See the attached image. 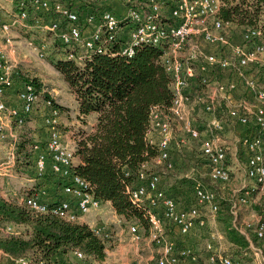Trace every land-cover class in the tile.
Returning a JSON list of instances; mask_svg holds the SVG:
<instances>
[{"label": "built area", "instance_id": "obj_1", "mask_svg": "<svg viewBox=\"0 0 264 264\" xmlns=\"http://www.w3.org/2000/svg\"><path fill=\"white\" fill-rule=\"evenodd\" d=\"M97 1L108 5L110 0ZM224 5V0H140L136 6H125L121 15L107 9L97 16L93 11L80 13L77 8L57 0H18V12L8 18L0 10V179L16 177L19 135L9 131V126L16 123L23 128L27 119L38 112L40 96L44 93L33 82L20 79L18 64L9 58V53L15 54L25 47L34 57L43 59L46 47L34 40L17 44L14 30L32 29L33 23L37 24L69 47L67 59L80 66L94 54L132 58L141 45L162 47V64L173 81L174 101L168 112L160 107L151 110L147 142L159 150L153 161L169 170L175 168L171 148L173 127L182 124L189 138L199 145L198 160L205 166L208 181L227 185L232 180L234 157L219 132L222 133L230 121L248 127L250 132L237 140L236 159L244 158L249 184L240 190L243 194L231 209L234 226L246 235L237 224L238 206L248 205L256 195L264 207V87L263 79L252 74L257 68H262L264 74L263 33L260 29H248L240 36L238 44L233 43L232 27L219 19ZM32 13L42 16L32 18ZM62 22H66L65 27ZM224 74L228 77L220 79ZM239 86L250 96L249 100L233 101ZM53 103L52 99H47L40 107L47 136L32 142L33 172L35 176L44 177L50 165L52 175L62 183L69 198L50 203L43 199L46 191H41L17 202L35 214H51L70 223L89 225L85 217L98 211L103 203L93 194L90 183L74 173L79 139L64 140L59 129L60 111ZM221 111L226 120L217 117ZM196 127L210 130L204 135ZM197 175L196 164L185 175L194 182L191 206L169 195L162 175L150 171L148 164L140 171L141 184L128 189L133 203L146 209L150 239L161 250L156 264H183L186 260L197 263L199 259L193 246L185 245L176 252V243L166 236L167 226H172L182 237H188L217 223L222 208L218 194ZM90 225L96 235L111 237L106 225ZM246 228L264 242V210L257 221L248 223ZM129 233L133 242L142 241L137 226L131 227ZM209 236L205 247L207 263L236 264L222 245L216 243L223 240L220 233L215 230ZM252 251L254 264H264V250L253 247ZM76 256L80 260L85 258L80 252H76ZM14 264L37 263L30 258H19L14 259Z\"/></svg>", "mask_w": 264, "mask_h": 264}, {"label": "trees", "instance_id": "obj_2", "mask_svg": "<svg viewBox=\"0 0 264 264\" xmlns=\"http://www.w3.org/2000/svg\"><path fill=\"white\" fill-rule=\"evenodd\" d=\"M57 1L77 8L80 13L93 11L97 16L103 10L111 9L97 0ZM121 1L129 7L136 6L140 0ZM224 4L219 19L232 27V36H241L248 29H260L264 44V0H224ZM18 10L17 6L16 12ZM65 26L66 22H62V27ZM61 45L62 51L64 48L66 50L62 57L53 61L55 68L75 95L80 116L87 118L91 114L97 115L94 130L81 134L79 138L78 161L74 163L73 171L90 183L98 200L103 204L111 203L120 219L134 220L150 230L146 209L133 203L128 189L141 184L139 176L144 165L148 164L150 171L156 165L153 160L159 150L147 142L152 108L160 107L168 112L174 101L173 81L162 64L164 49L141 45L132 58L120 54H94L80 66L67 59L70 48ZM115 45L119 47V44ZM24 81L33 82L40 90L39 81L30 77ZM14 126L22 131L16 150L15 175L37 180L47 178L46 175L40 177L31 173L34 166L33 141L28 143L23 135L27 133L26 130L16 123ZM185 160L182 164H176L173 170L156 166L168 174L174 172L176 182L166 191L191 206L194 204V182L185 178L189 171L177 175L179 168L191 161ZM190 165L192 168L193 165ZM18 171L25 173L18 174ZM38 188L35 186L32 189L35 193L27 190V195L40 193ZM230 204L229 201L222 205L220 203L219 230L228 240L230 255L236 264H253L250 241L234 226ZM6 224L14 225L8 226L12 228L11 231H8V227L2 228ZM0 225V251L6 255L1 264H14V259L19 258H30L37 264H79L76 252L83 253L84 259L90 263L102 264L112 247L110 238L96 235L87 224L70 223L51 214H35L25 205L2 197ZM251 231L254 244L264 247V242L259 241L255 232ZM184 243L185 240L176 243V252L182 249Z\"/></svg>", "mask_w": 264, "mask_h": 264}, {"label": "rangeland", "instance_id": "obj_3", "mask_svg": "<svg viewBox=\"0 0 264 264\" xmlns=\"http://www.w3.org/2000/svg\"><path fill=\"white\" fill-rule=\"evenodd\" d=\"M126 4V3H125ZM41 17L42 15L34 14L32 13V18ZM29 26H32L29 24ZM32 29H26L24 28V31H21L20 29H16L13 32L14 39H21L18 37H22L23 45L25 42L34 40L36 44L40 46H45L46 50V56L43 59H39L37 57H34L29 53L27 50L25 54H22L21 61L17 63V70L20 73V79L23 80L27 77H30L36 81H39L38 84L40 85L39 89L40 91L44 92L40 96V102L38 103V114L39 118H37V121L40 122L41 129L38 130V132L44 131V136H47V132L45 131V125H43V119H44V112L40 109L43 102L47 99H52L56 105V107L60 111V120H59V129L62 133V136L65 141H72L79 139L81 137V134L90 132V129L92 128L89 123L93 122V118L96 114H91L88 116V118H82L79 114L78 105L76 103L75 95L72 93L68 83L64 80L63 76L57 71L55 68L53 61H57L58 57H62L61 54L65 53L66 48L62 51V45L57 39L56 36L50 34V32H45L42 29L38 28V25L33 23ZM30 30V32H25ZM25 32V33H24ZM240 35H237L236 37H233L235 41L233 43L238 44ZM236 38V39H235ZM22 42V41H21ZM24 55L31 59L29 61H22L24 58ZM228 57H231V54L227 55ZM264 58V56H263ZM262 68H257L255 72L252 74H255L254 76H260L262 79L264 77V74L261 70ZM252 71L249 72L251 74ZM223 74V73H222ZM224 77H228L227 74H224L223 77L220 75V79H223ZM264 87V81L261 83ZM225 108V106H224ZM226 111V108L224 109ZM202 114V113H201ZM204 115V114H202ZM97 116V115H96ZM204 117V116H201ZM218 118H222L226 120L225 115L223 114V111L221 113H217ZM198 122L201 121V118H197ZM204 121V120H203ZM180 127H173L174 133H173V139H172V154H177L180 157H183V153L181 152L183 150L182 145L185 144L188 147H196V149H193L191 153H194V157L196 154H199V145L195 144L189 136L187 135L184 127H182V124H179ZM30 127V126H27ZM201 132L209 131V127H197ZM37 131V130H36ZM28 133V134H27ZM25 135V140L29 143L31 140H43L38 137L41 134H38L37 137H32L30 135V132H27ZM219 134H221L219 132ZM31 141V142H32ZM77 141V140H76ZM182 141H184L182 143ZM42 144L44 142H41ZM179 147H178V145ZM232 164V163H231ZM191 168L190 163H185V165L179 168L177 175L180 173H186ZM34 171V166L33 169ZM151 170L153 172L159 173L163 177L164 185L169 191L172 183H174V172L172 174H168L166 171H163L158 166H152ZM33 171L31 173H33ZM25 173V171H18V174ZM235 174L232 172V180L227 185H216L213 183H210L208 180L203 179L205 184L213 189L219 197V201L221 205L225 202H227L226 198L223 200L222 191L224 192L225 197L230 192L233 194L234 191L238 190V186L240 185V181L236 180L234 177ZM15 179V178H14ZM0 197L5 198L9 201H19V198L23 195V193H20L22 190H26L28 188H23L24 186L20 185L17 179L14 181L8 180L10 184H7V182L2 181L0 179ZM35 188V186H32V189ZM29 189V190H32ZM230 189V190H229ZM33 191V190H32ZM35 193V191H33ZM232 199V198H230ZM99 212L101 214H99ZM98 213V214H97ZM99 215V216H98ZM102 215V216H101ZM115 215L112 213L110 208L101 207L98 211L92 213V217L96 220L94 225H106L110 229V239L109 244L112 246L108 252H107V258L102 264H156L158 259L160 258V247L159 245L153 243L150 239V230H147V227H143L142 225H139L134 220L127 221L126 219H121L120 223L118 222V217L115 218ZM117 221V222H116ZM117 223V224H116ZM12 224H6L3 229L7 228L8 226H11ZM14 226V225H12ZM137 226L138 231L142 235L143 239L139 243H134L131 241V234L129 233V230L131 227ZM1 227V225H0ZM209 227H212L209 225ZM18 229V228H17ZM24 231V230H22ZM123 231V234L120 232ZM199 231V230H198ZM214 231V228H208L207 230L203 229L200 230L197 233H194L189 238L185 239V237H182L179 235L176 230L172 226H167L166 230V236L170 239H172L175 243L179 241H184L186 244L194 245L196 251L198 252V256L200 255V259H198V264H208L207 258L205 254V247L208 241L210 240V236L207 237V233H212ZM147 244L150 245V247L147 246ZM222 247H226L221 243ZM119 246H122L119 248ZM220 246V244H218ZM227 248V247H226ZM229 249V248H228ZM4 253L0 251V259L4 257ZM3 255V256H1ZM74 256V260L77 259ZM3 259V258H2ZM79 260V264H101V263H90L86 259ZM78 262V261H76Z\"/></svg>", "mask_w": 264, "mask_h": 264}, {"label": "crops", "instance_id": "obj_4", "mask_svg": "<svg viewBox=\"0 0 264 264\" xmlns=\"http://www.w3.org/2000/svg\"><path fill=\"white\" fill-rule=\"evenodd\" d=\"M108 5L111 7L112 11L117 13L118 15L123 14V12L125 11V5H124V3L121 0H110ZM0 10L5 15V17L8 18L9 15H11L12 13H15L17 11V3H16L15 0H0ZM20 30L24 31V29H20ZM25 32H27V31H25ZM18 38H21V39H17V40L15 39V41H16L17 44L20 45V44L23 43V40H22V37H18ZM26 51L27 50H26L25 47H21V49L17 53H15V54L14 53H9V58L12 61H15V62L19 63L21 61V59H22L21 58L22 54H25ZM29 60H31V59L27 58L24 55V58H23L22 61H29ZM255 66L256 65H254V67ZM253 72H255V71H253ZM253 75H255V74H253ZM262 81H264V77H263ZM75 99H76V97H75ZM242 99H248L249 100L250 96L241 88V86H239L238 90L233 95V101L234 102H236V101L238 102V101H240ZM76 103L78 105L77 100H76ZM37 114H38V112H35L32 116H30L28 118L26 126H30V127H26L25 126V127H23V129L26 130V132H30V135L32 137L33 136L37 137L38 134H41L40 136H42V137H38V138L45 139V136L43 137L44 131L43 132H40V131L38 132V130H40L41 127H40V122L37 121V118H39V115H37ZM96 118H97V116L95 115V117L93 118L94 119L93 122L92 123L88 122V124L92 127L90 129V132H92L94 130V127L96 125V120H97ZM43 125H44V123H43ZM202 126H203V124H202ZM225 126L226 127H223V132L221 133V135H222V138L224 140L223 142L226 144V146H228V148L230 149V153H231L232 157H234V158H232L231 170L235 174L234 177L236 178V180L237 181L239 180L241 182L240 185L238 186V190L234 191L233 194H231L229 192L227 194V196L225 197L224 192L222 191L223 200H225L224 198H226V200L230 201V203H231L230 204L231 205L230 211H231L233 204L237 201V199L240 196V194H243V192H241L240 190L243 187H245V186H247L249 184V180L247 179V177L245 175L244 158L241 157V158H239V161H238L236 159V152L238 150L237 140L240 137H243V136L247 135L250 132V130H249L248 127H242V126L238 125L237 123H234V122H231V121H230V125L229 126H227V125H225ZM9 127H10L9 131L13 130L19 136L22 133L21 129L16 128L14 125L9 126ZM175 127H180V125L176 124ZM202 128H204V127H202ZM252 128H255V127H252ZM208 132L209 131L205 130L204 131V135H207ZM182 142H184V141H182ZM178 147H179V145H178ZM182 148H183V150L181 152L184 154L183 157H180L177 154H173V158L175 160V163L176 164H182L183 162L186 161L185 158L186 159H191L190 163L192 165L196 164V167L198 169L197 178L209 180L208 176H207V173L204 172L205 171V168H204L205 166L202 164L201 161L199 162V160H198V157H199L198 153L196 154L195 157H194V153H191L193 149H196V147L194 146V147H192L193 148L192 149L191 147H188L187 145L183 144ZM77 161L78 160L76 159L75 163H77ZM46 176H47V178L42 179V180H37V179H33V178H29L28 179V178H26L24 176L23 177L16 176L15 179L18 180L20 185L24 186L23 188H28L26 190H23V192H22V190L20 191V193H23V195L19 198V200L24 198V197H26V196H28L27 195V192H28L27 190L32 189V186H38L39 187L38 189H39L40 192L41 191H46V195L43 197V199L48 201V202H50V203H55L57 201L69 198V197H67V195H65V193L63 191L62 183L57 178H55L52 175L51 170H50V165L48 167V172H47ZM15 179L13 178L11 181H14ZM176 179L174 178L173 185L175 184ZM2 181H4V179H2ZM5 181L7 182L8 180L5 179ZM7 184H10V183L7 182ZM230 198H232V199H230ZM102 207L110 208L112 213L115 215L114 217L118 219V215L115 213L111 203L102 204ZM263 210H264L263 204L260 201L259 197H257L256 195L252 196L251 201H250V203L248 205L240 204L238 206L237 224L246 233V235L245 234L244 235L250 241L251 249L253 247H259V246L255 245L254 242L251 240V236H250L251 234L250 233L252 231L251 230H247L246 225L248 223H251V222H256L257 219H258V216L263 212ZM99 214H101V213L99 212ZM84 220L89 225L91 223L95 224V222H96V220L92 217V215H89V216L85 217ZM90 226H92V225H90ZM210 226H212V227H209V226L208 227H204V228H202V230L203 229L207 230L208 228H214V231L217 230L220 233V235L222 236L223 240L222 241L220 240V241H218L216 243L217 244L223 243L224 246L227 245L226 246L227 248L224 247V251H226L228 254H230V251H231L230 244H229L228 240L226 239L225 235L222 234L221 231L219 230L218 221H217L216 224L210 225ZM199 231H200V229H199ZM199 231L197 230L195 233H197ZM120 233L123 234V231H121ZM193 234L194 233H192L191 235H193ZM208 236H209V233H207V237ZM131 241L133 242L132 238H131ZM186 245L187 246H193L195 248L194 245H189V244H186ZM147 246L150 247L149 244H147ZM121 247L122 246H119V248H121ZM259 248H262L264 250V247H259ZM3 255H1V256H3ZM253 255H254V252H253ZM5 256L6 255H4V257ZM230 256H232V255H230ZM4 257H2V258H4ZM2 258L0 259V264H1V261L3 260ZM254 260H255V257H254ZM183 264H198V262L196 263V262H193L191 260H187Z\"/></svg>", "mask_w": 264, "mask_h": 264}]
</instances>
